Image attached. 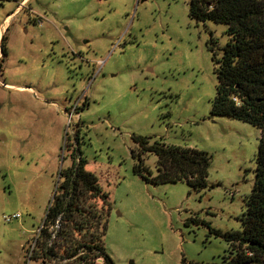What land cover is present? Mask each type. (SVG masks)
Returning <instances> with one entry per match:
<instances>
[{
	"label": "rangeland",
	"instance_id": "1",
	"mask_svg": "<svg viewBox=\"0 0 264 264\" xmlns=\"http://www.w3.org/2000/svg\"><path fill=\"white\" fill-rule=\"evenodd\" d=\"M18 2L0 1V264H44L31 254L73 148L106 194L88 199L102 217L87 237L103 222L114 264H224L260 136L210 112L225 25L190 17L189 0H20L7 17ZM133 135L206 150V186L142 178ZM140 158L154 172L156 156Z\"/></svg>",
	"mask_w": 264,
	"mask_h": 264
},
{
	"label": "trees",
	"instance_id": "2",
	"mask_svg": "<svg viewBox=\"0 0 264 264\" xmlns=\"http://www.w3.org/2000/svg\"><path fill=\"white\" fill-rule=\"evenodd\" d=\"M188 14L198 21L210 19L225 25L227 40L222 46V55L214 58L218 66L211 114L240 119L260 129L254 155V183L240 216L241 229L223 234L232 253L224 264H264V0H189ZM0 47L1 61L6 49L3 34ZM133 138L140 145L133 171L145 180L158 184L186 181L192 189L206 186L210 162L206 150L164 145L157 140L148 143L143 135H133ZM140 153L156 156L154 172L143 164ZM70 157L72 163L59 170L55 194L44 213L41 228L44 242L37 238L34 244L40 247V252L36 250L38 254L33 252L35 255L31 256L42 257L44 264L52 256L62 259L74 255H77L76 261L84 260L86 264H96L95 259L99 257L103 258L101 264H114L100 244L103 222L99 235L90 230L87 237L86 223L102 217L99 208L93 211L94 204L88 203V199L104 198L106 194L101 191L95 173L84 168L86 159L79 150L73 148ZM57 220L59 226L51 239L46 226ZM213 231L220 233V230ZM47 237L53 240L50 246L45 245ZM57 243L61 244V254L52 247Z\"/></svg>",
	"mask_w": 264,
	"mask_h": 264
},
{
	"label": "built area",
	"instance_id": "3",
	"mask_svg": "<svg viewBox=\"0 0 264 264\" xmlns=\"http://www.w3.org/2000/svg\"><path fill=\"white\" fill-rule=\"evenodd\" d=\"M18 217H19V213H12L10 215L4 216L3 218L5 220L9 221L11 218L16 219ZM43 226H44V224L42 223V225L38 228V231L39 230L41 231V228ZM58 226H59V221L58 220L55 222V224L46 226L47 231L51 234V239L55 237V232H56ZM40 231L37 232V238H38L39 234H41ZM37 238H36V241H37ZM76 259H77V255H74V256H72L70 258L64 257L62 259H60V257L52 256L47 261V264H86L84 260L76 261ZM102 259H103L102 257H99V258L95 259V263L96 264H101L102 263ZM97 261H99V262H97Z\"/></svg>",
	"mask_w": 264,
	"mask_h": 264
},
{
	"label": "crops",
	"instance_id": "4",
	"mask_svg": "<svg viewBox=\"0 0 264 264\" xmlns=\"http://www.w3.org/2000/svg\"><path fill=\"white\" fill-rule=\"evenodd\" d=\"M23 5L24 4H22V3H20V4L18 3V5L15 6V8L12 10V12L7 17H9L12 13H14L18 8L20 9V7L23 6ZM4 19L6 20V17ZM3 30H4V25L1 24V27H0V36H1V33H3ZM0 49H1V47H0Z\"/></svg>",
	"mask_w": 264,
	"mask_h": 264
},
{
	"label": "flooded vegetation",
	"instance_id": "5",
	"mask_svg": "<svg viewBox=\"0 0 264 264\" xmlns=\"http://www.w3.org/2000/svg\"><path fill=\"white\" fill-rule=\"evenodd\" d=\"M19 2H20V0H19ZM19 2H18V3H19ZM19 4H20V3H19ZM16 5H17V4H16Z\"/></svg>",
	"mask_w": 264,
	"mask_h": 264
}]
</instances>
